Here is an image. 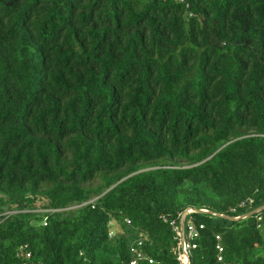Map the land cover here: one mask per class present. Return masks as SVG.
<instances>
[{"label":"trees","instance_id":"obj_1","mask_svg":"<svg viewBox=\"0 0 264 264\" xmlns=\"http://www.w3.org/2000/svg\"><path fill=\"white\" fill-rule=\"evenodd\" d=\"M262 206L264 0H0V264H180L187 209ZM189 220L264 264V211Z\"/></svg>","mask_w":264,"mask_h":264},{"label":"built area","instance_id":"obj_2","mask_svg":"<svg viewBox=\"0 0 264 264\" xmlns=\"http://www.w3.org/2000/svg\"><path fill=\"white\" fill-rule=\"evenodd\" d=\"M183 2V0H178ZM252 202V201H251ZM55 210H49V211H40L43 213H48V212H54ZM192 213V212H191ZM190 214V213H189ZM188 214V215H189ZM258 222H262V218L258 217ZM126 223L128 225L131 224V221L129 219H126ZM43 225H47L46 218L43 221ZM170 225L173 227V230L175 232V239L178 241L177 249L175 253L178 254V260L180 264H188V257L190 256L191 258V252L192 250L197 248V244H195V241L200 237V231L204 229L203 225H197L193 220H189L188 222L185 220L184 223V236L182 234V229H181V223H178L177 221H171ZM261 225V224H260ZM260 227V226H259ZM217 250L219 252L218 255V261H222V256L221 253H223L224 248L221 244V239L219 236H217ZM139 245H142V242H138ZM132 253H134L135 258L130 262V264H153L154 261L149 259L145 254L142 253L141 250H139L137 247L133 246L131 248ZM30 255L28 254L27 257Z\"/></svg>","mask_w":264,"mask_h":264},{"label":"water","instance_id":"obj_3","mask_svg":"<svg viewBox=\"0 0 264 264\" xmlns=\"http://www.w3.org/2000/svg\"><path fill=\"white\" fill-rule=\"evenodd\" d=\"M264 211V206H262L261 208L257 209V210H254L252 211L251 213L247 214V215H244V216H240V217H237V218H233V217H229V216H225V215H220V214H217V213H214V212H211V211H208V210H195V209H187L183 215H182V218H181V229H182V234L184 236V223H185V220H186V217L188 216L189 213H200V214H207V215H214V216H217V217H220V218H223V219H227V220H230V221H240L241 219H245V218H248V217H251V216H254L258 213H261ZM188 264L191 263V259H190V256L188 257Z\"/></svg>","mask_w":264,"mask_h":264},{"label":"rangeland","instance_id":"obj_4","mask_svg":"<svg viewBox=\"0 0 264 264\" xmlns=\"http://www.w3.org/2000/svg\"><path fill=\"white\" fill-rule=\"evenodd\" d=\"M115 226L117 227V225H115ZM117 228H118L117 230L120 231L119 227H117Z\"/></svg>","mask_w":264,"mask_h":264}]
</instances>
